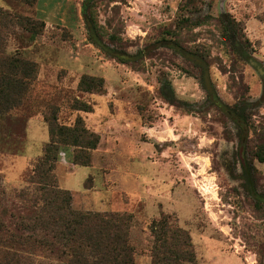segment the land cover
Here are the masks:
<instances>
[{
	"label": "rangeland",
	"instance_id": "obj_1",
	"mask_svg": "<svg viewBox=\"0 0 264 264\" xmlns=\"http://www.w3.org/2000/svg\"><path fill=\"white\" fill-rule=\"evenodd\" d=\"M84 2L0 0V15L44 24L36 35L0 17V54L37 66L21 106L0 115V182L26 186L49 139L45 116L63 127L80 119L97 149L80 167L79 151L62 146L57 186L74 209L131 214L135 264H151L149 225L162 215L190 235L195 262L185 264H264V163L255 156L264 146V0H95L88 22L112 54L93 44ZM221 20L240 23L251 43L242 60L223 42ZM181 51L205 61L212 94ZM83 76L102 79V93L80 91Z\"/></svg>",
	"mask_w": 264,
	"mask_h": 264
},
{
	"label": "trees",
	"instance_id": "obj_2",
	"mask_svg": "<svg viewBox=\"0 0 264 264\" xmlns=\"http://www.w3.org/2000/svg\"><path fill=\"white\" fill-rule=\"evenodd\" d=\"M25 1L28 4L35 2ZM94 1L85 0L82 15L87 27H91L97 35L95 27L88 22ZM0 17L18 27L28 28L36 35L41 34L44 29L42 22L29 18L9 13H2ZM220 25L223 42L242 60V53L246 54L251 49V43L245 37L240 23H225L221 20ZM89 36L93 42L90 33ZM234 41H237L239 48L235 47ZM172 43L179 46L176 41ZM93 44L95 45L94 42ZM174 45L171 47L175 48ZM2 50L0 35V53ZM191 55L195 56L194 53ZM200 60L203 61L201 58ZM36 75L35 63L0 54V115H7L21 106ZM78 88L86 93L101 94L103 80L83 76ZM165 99L174 104L173 97ZM261 99L264 100V95ZM212 104L227 115L230 114L216 98L212 99ZM73 107L83 112L92 110L84 103H76ZM45 122L49 139L25 177L26 186L18 190H8L0 182V264H135V251L129 239L133 216L126 213L74 209L71 193L59 188L56 183L54 171L61 147L75 148L79 152L74 156V165L88 167L89 159L83 161L79 156L97 149L98 135L86 129L80 119H77L73 127L60 126L57 118L50 115L45 116ZM236 123L245 125V120L237 117ZM262 129L264 130V125ZM255 156L264 163V146L258 148ZM241 160L245 181L255 193L251 170L245 161V149ZM149 231L153 240L150 249L151 264L195 262L189 233L177 227L170 216L162 215L153 220Z\"/></svg>",
	"mask_w": 264,
	"mask_h": 264
},
{
	"label": "water",
	"instance_id": "obj_3",
	"mask_svg": "<svg viewBox=\"0 0 264 264\" xmlns=\"http://www.w3.org/2000/svg\"><path fill=\"white\" fill-rule=\"evenodd\" d=\"M89 33L91 34V37L93 39V42L95 43L96 46H98L100 49H102L104 52L108 53V54H112V51L110 49H108L103 43L102 41L98 38V36L95 34L94 30L89 27ZM166 45H169V43H164ZM181 54L184 56V57H187L188 59H190L192 62L200 65L203 70H204V76H205V82H206V86H207V90H208V93L209 94H212V90L210 89V86H209V80H208V68H207V65L200 59L196 58V57H193V56H190L188 53L184 52V51H181ZM253 65V64H252ZM260 71V69H258ZM262 75V72L260 73Z\"/></svg>",
	"mask_w": 264,
	"mask_h": 264
},
{
	"label": "crops",
	"instance_id": "obj_4",
	"mask_svg": "<svg viewBox=\"0 0 264 264\" xmlns=\"http://www.w3.org/2000/svg\"><path fill=\"white\" fill-rule=\"evenodd\" d=\"M60 155H61V163H62V162H64V154H60Z\"/></svg>",
	"mask_w": 264,
	"mask_h": 264
}]
</instances>
